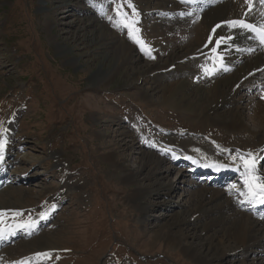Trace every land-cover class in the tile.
<instances>
[{"label":"rangeland","instance_id":"obj_1","mask_svg":"<svg viewBox=\"0 0 264 264\" xmlns=\"http://www.w3.org/2000/svg\"><path fill=\"white\" fill-rule=\"evenodd\" d=\"M131 4L142 35L159 14L153 12L141 23V6L132 0ZM113 7L112 0H0V139L8 135L4 146L9 145L8 155L4 149L0 153V163L5 164L0 206L9 207L0 210L22 211L24 219L35 216L40 223L29 237L20 231L0 249V264L23 260L28 264H201L168 240L173 235L182 244L205 243L206 234L212 231L200 227L206 219L173 225L177 219L194 217L187 191H197L206 182L204 176H191L190 167L184 164L196 160L200 166L215 163L234 168L240 161L232 157L248 152H242L239 143L216 141V132L223 127L204 116L203 82L179 77L178 85L187 82L181 91L171 99L162 98V88L169 82L159 80L163 73H158V79L145 80L133 73L134 66L162 64L164 53L154 59L142 55L136 63L125 62L127 54L119 59L113 53L122 41L136 46L126 29L112 25ZM123 10L132 12L127 3ZM166 23L157 29L167 31L171 23ZM112 69L114 77L104 80ZM250 85L254 90H236L248 101L234 102L208 115L258 100L259 87L255 89L254 82ZM201 95V103H196L200 107L195 106V98ZM250 113L244 112L247 126ZM121 138L134 145L124 149L129 158L135 157L124 164L130 170L139 168L130 180L126 179L129 171L116 164L123 153ZM193 139L210 144V152L202 153ZM187 140L189 145L182 143ZM142 155L150 160L144 168ZM156 169L164 174H157ZM150 172L154 173L147 178ZM236 178L232 175L215 184L207 181L206 187L225 192L239 182ZM155 184L170 186L171 194L138 201L139 185L148 190ZM53 204L56 208L49 218L40 219L39 214ZM12 229L10 235L16 234L18 229ZM43 234L48 235L50 247L41 253L49 252L51 258L35 259L34 246L21 243ZM6 248L10 250L3 251ZM213 254L208 256L209 264H238L232 254L222 261H214ZM246 262L251 264V257Z\"/></svg>","mask_w":264,"mask_h":264},{"label":"bare ground","instance_id":"obj_2","mask_svg":"<svg viewBox=\"0 0 264 264\" xmlns=\"http://www.w3.org/2000/svg\"><path fill=\"white\" fill-rule=\"evenodd\" d=\"M132 1L134 5L137 4L141 6L139 14L141 23H146V20L152 16L153 12L159 14L158 18L153 22V26L144 33H142V31V35H140L150 46L153 57L157 54L160 55L163 53L165 56L162 59V64L155 62L145 63L141 66H134L132 69L133 73L135 75L137 74L138 78H141L142 80L148 78L158 79V73H163L161 77H159V80H169V82L162 88V98H170L174 96L179 92L182 85L187 83L183 81L181 85H178L176 79L179 77L191 76V78L203 82V86L205 85L206 87L204 102L207 104H205V108H203L207 112V115L204 116L207 120H212L211 122L215 125L223 127L216 132L219 138V140L216 141L221 144L229 142H233L234 144L239 143L238 145H242V152L253 153L258 160L256 163V174L264 178V170H262V172L260 171V165L264 164V99L261 98V96L264 95V91H260V87H264V47L259 44L252 33L240 29H230L226 25H223L224 21L232 19H247V21L257 25L264 22V17H261L260 15V12L263 10L258 5L257 0H255L254 3V10L248 17L244 16L245 11H247V5L244 3V0H195V3L188 0V2H191L192 6H185L181 3L182 0ZM166 5L169 6L166 7ZM193 9H195V11H193ZM189 12L192 13L191 16L187 15ZM182 13L183 15H181ZM196 19H198V21H196ZM159 20L162 22H159ZM167 21H170L171 23L170 27H168L169 25L167 26V31L163 28L161 30L157 29L158 27L161 28ZM217 24H221L222 27L218 28L216 33L213 34L212 30ZM174 30H177L175 34L172 33ZM210 35L213 36L211 43L209 42ZM221 36L234 37V39L227 44H221L217 50V55L223 56L224 67L228 70L225 71L221 69L212 76H206L201 69V65H207L209 67L213 65V61L210 59L211 48L213 47L215 40ZM203 43L205 46L202 45ZM129 45L130 44H128L127 41H122L114 49L113 53H117L119 59L122 54H127L124 59L125 62L130 61L133 63L139 62L142 55L146 56V54L141 51L139 45L136 44V46L133 47L134 49ZM171 48L177 49L169 51ZM249 49H251V51H249ZM136 50L139 52H135ZM64 51L65 50L62 49V52ZM114 70L115 69H112L105 74L103 77L104 80H111L112 77H114ZM101 76L103 75H100V77ZM250 82L256 83L255 89L259 87L257 94L260 98L258 100H251L248 104H244V107H236L235 110H232L229 107V111L224 110L221 111V113L216 112L218 114L213 117L208 115V113L212 111H217L219 108L223 109L228 106H233L234 102L236 103L243 100V96L238 95L236 90L244 89V87L246 88V91L248 89H253ZM233 96L236 97L234 98ZM202 98V95L195 98V106L198 105L196 103H201L200 100ZM244 100L248 101L246 98ZM246 111L248 113L251 111L249 118V121L251 122L250 126H257L256 129L245 124L244 112ZM225 130H229L232 135H226L224 133ZM7 137L8 135L4 134V137L2 138L6 143ZM246 137H250V139L247 140ZM254 138L256 141H254ZM118 140L122 141L120 144L123 148V153L121 154V158L116 161V164H120V166L124 168L123 170L129 171L127 172L126 179H133L136 177L135 175L138 173L139 168H136V170H130L127 168L124 162L128 159H134L135 157L131 156V158H129L130 154H125L124 151L131 148L133 149L134 145L131 141L130 143H128L129 141H125L124 138ZM189 140L192 141L191 139ZM193 141L198 144L197 146L200 145L202 153L210 152V149L212 148L210 144L208 145L202 140L193 139ZM182 143L189 145L188 140L183 141ZM230 146L233 148L232 145H228V147ZM3 149L8 155L9 145L4 146ZM113 154L116 155L115 153ZM108 155L112 154H107V156ZM236 157L240 162L235 165L234 168L227 165L217 167L220 168V173L217 174L216 167L200 168L204 166H200L196 160H192L190 170L197 171L212 168L213 173L210 174V177L217 176V180L236 170V176H238L237 178L239 179V182L234 184L237 188L243 190L242 173L244 168L242 161L239 159V155ZM141 159L143 160L142 168H144L150 160L147 155H142ZM175 160L180 161L182 159L178 158L176 155ZM3 166L5 168V164ZM3 166L0 163V176L5 174H2L4 171ZM161 172V169H156L157 174H161ZM153 173L154 172H150L147 175V178L151 177ZM206 184H208L207 180L205 183L200 184L204 186L201 189H198L197 191H187L189 208L192 210V213H194V217L189 219L183 218L181 220L177 219L173 222V225L180 226L181 224H187L194 220L200 221L201 219H206L200 224V227L203 228V230H210L212 228V231H209L208 235L206 234L207 237L205 243L201 242L197 244L191 242L182 244V239L179 237L177 238L176 236L174 237L173 235H170L168 240L175 246L181 245L183 251L187 255L201 264H209L210 260L208 259V256L213 253H215V255L213 254L212 256L214 261H222L228 257V255L232 254L235 258L238 257V264H247L246 260L249 257H251V264H264V219L254 215L257 213V211L254 210L255 206H250L252 209L249 211L244 206V203H241L244 200V197L240 195L238 191L226 190L225 192H222L216 187L208 188L206 187ZM210 184L215 183L210 182ZM156 185L157 184L148 190H145L144 187L139 185L138 192L135 193L138 201L149 195L157 196L162 193L169 196L171 194L172 189L170 186L164 184ZM204 193L210 195L208 199L207 195H204ZM205 200H208V202L205 203ZM0 207L8 208L9 206ZM145 208L146 206H141V209L144 210ZM33 217V220L37 221L36 228L40 223H38L37 217ZM47 218H49V215ZM8 224L16 227L14 222H8ZM16 229H18V231H23V234L27 235V237L31 235L30 233L32 229L25 230L17 227ZM7 232L8 231H6L5 234ZM47 236V234H43V236L40 235L35 239L26 240L25 243L21 244L33 245L34 247L31 249V252L33 253L32 256L36 259V253H41L44 248L50 247L48 246L49 240H47ZM8 250L10 249L6 248L3 251Z\"/></svg>","mask_w":264,"mask_h":264},{"label":"snow or ice","instance_id":"obj_3","mask_svg":"<svg viewBox=\"0 0 264 264\" xmlns=\"http://www.w3.org/2000/svg\"><path fill=\"white\" fill-rule=\"evenodd\" d=\"M184 2H188V0H184ZM191 2L195 3V0H191ZM262 7H264V0H259ZM114 5L113 12L115 13V19L113 20L112 16H109V20H113V26L117 28H124L127 30L128 37L133 40L134 43L140 46L141 51H143L150 58L152 56V50L150 46L143 40V38L139 35L140 29L137 27L138 24V13L135 7L131 4V0H112ZM124 3L128 4V7L132 9L131 14L124 11ZM244 3L247 5V11H245L244 16L248 17L252 11L254 10L255 0H244ZM95 6V5H93ZM101 14H104L103 8L101 7ZM183 15V13L181 14ZM187 15L191 16L192 13L189 12ZM261 17H264V11L260 12ZM223 25H226L230 29H240L245 32L255 33V38L259 40V43L264 45V22L259 25L254 23H249L247 19H232L223 22ZM221 24H217L215 28H213V34L216 33L218 28H221ZM213 36H209V42L211 43ZM234 39L233 36H221L215 40V46L211 48L210 59L213 61V65L211 67L207 65H201V69L206 76L214 75L218 70L228 69L224 67L223 64V56L217 55V50L221 44H227L228 42ZM207 46V45H206ZM251 51V49H249ZM264 99V95L261 96ZM6 142L0 139V153L3 151L4 144ZM186 159H192V157H186ZM233 160H236L237 157L233 156ZM239 159L242 161L244 171L242 173L243 179V190L237 188L235 184L229 186V190H235L240 193L244 197V200L241 203H248L251 206L264 205V178L258 176L256 174V157L253 153H247V156L239 155ZM204 167H223V165L205 164ZM56 205L53 204L51 207L39 214L40 219H47L49 212L54 211ZM264 219V216L261 217ZM12 220L17 228L30 230L35 228L37 221L33 220L31 217L27 219L23 218V212L17 210H0V238L5 236L6 230L14 231L12 226L8 224L9 220ZM35 257L40 260L50 259L51 253L43 252L36 253ZM19 264H28L27 260H23L19 262Z\"/></svg>","mask_w":264,"mask_h":264}]
</instances>
